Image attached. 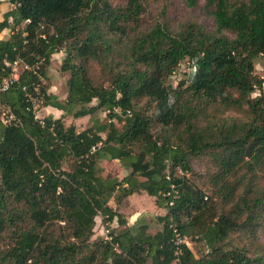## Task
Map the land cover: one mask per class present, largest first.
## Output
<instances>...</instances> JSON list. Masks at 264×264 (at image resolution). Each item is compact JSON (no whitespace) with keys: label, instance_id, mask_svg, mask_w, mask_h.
Returning <instances> with one entry per match:
<instances>
[{"label":"trees","instance_id":"1","mask_svg":"<svg viewBox=\"0 0 264 264\" xmlns=\"http://www.w3.org/2000/svg\"><path fill=\"white\" fill-rule=\"evenodd\" d=\"M205 1L212 29L171 24L170 0H155L151 20L148 0H7L0 80L3 61H20L0 101L20 125L0 123V264H171L173 229L197 245L185 240L177 264H264V76L253 72L264 56V0ZM60 50L63 103L23 67L38 62L45 77ZM184 59L189 70L172 85ZM35 84L46 105L74 118L103 111L108 122L76 131L37 119L21 91ZM105 157L129 171L101 176ZM141 192L164 211L153 234L119 211ZM96 216L121 229L92 237Z\"/></svg>","mask_w":264,"mask_h":264},{"label":"rangeland","instance_id":"2","mask_svg":"<svg viewBox=\"0 0 264 264\" xmlns=\"http://www.w3.org/2000/svg\"><path fill=\"white\" fill-rule=\"evenodd\" d=\"M157 2L155 0H148L147 5V15L144 16L146 20H151L156 17L157 13ZM6 7H9L7 0H1L0 3V14L5 10ZM212 6H207L205 0H194L192 5L187 4V0H170V8L166 14V18L171 24L185 19H193L197 23L203 25L207 29L213 28L212 21ZM157 19V18H155ZM9 34L8 30L0 32V36L6 38ZM63 50L57 51L50 55L49 64L45 69L46 76L42 77V85L46 86V94L53 95L57 102L63 103L66 95V73H61L59 71L60 61L63 57ZM190 63L188 60H182L178 66L175 68L174 72L169 76L168 82L172 85H175L179 80L185 78L186 73L189 70ZM253 72L257 76H264V56H257L253 60ZM91 73L94 76H97V68L95 65L91 66ZM255 94V93H253ZM252 94V95H253ZM39 117H44L50 115L53 119L60 118L65 126L70 124L74 125L76 131L86 129L88 127L96 128L98 125L107 123V117L105 112L97 111L94 114L83 117L74 118L71 114L64 112L63 110L56 109L51 105H46L44 102L42 107L38 111ZM228 115L237 116L236 113L228 112ZM116 126H119V123L114 121ZM100 135L103 136L104 133L100 132ZM190 168L196 173H202L204 171V162H199L195 159H188ZM97 165L100 170L101 176L111 177L114 179H120L125 175L129 169L123 167L115 159L100 158L97 161ZM62 169H67V164H62ZM110 205H113V202L109 201ZM119 211L122 213L123 218L125 219L128 225H135L133 222L140 224L145 227L146 232L153 234L161 229V223L157 222L154 218L160 216L163 211L156 207L153 203V198L146 195L144 192L139 194L131 195L126 198L121 203V208ZM153 216V217H152ZM100 216L94 218L93 226V236L92 237H101L103 239H108V233L115 234L121 229L120 225H117L115 219L106 224L107 230L104 228V224H101ZM189 248L194 250L197 248V245L194 247V242L190 237H185ZM194 248V249H193ZM147 264H150L147 260ZM171 264H176L173 261Z\"/></svg>","mask_w":264,"mask_h":264},{"label":"built area","instance_id":"3","mask_svg":"<svg viewBox=\"0 0 264 264\" xmlns=\"http://www.w3.org/2000/svg\"><path fill=\"white\" fill-rule=\"evenodd\" d=\"M12 7H14L13 4H12ZM8 21L9 22L11 21L10 18L8 19ZM28 22H29L28 19H24L21 22V25H24ZM19 61H20L19 59H15L11 62L3 61V64L6 68H8V71H7V74L4 77H2V79L0 80V94L8 91L11 88V86L17 81V78L19 75V70H18ZM23 67L26 69H32V72L36 75L38 81H40L41 83L42 77L37 71L38 62H36L31 67H28L26 64H24ZM21 91H23L24 100L27 103L26 109L30 110L33 113L34 117H36L37 119H40L41 117H39L38 111L42 107L43 97L39 93L38 84H35L32 86L31 92L27 91L26 86L23 85L21 86ZM0 123L3 126L20 125L19 118L16 117V115L11 111L10 108L3 105L1 101H0ZM90 150L91 151L94 150V147H91ZM172 231L174 233L173 242L175 245V248H174L175 259L173 260V262L177 264V257L181 253L180 245L185 243V237H180L178 233L175 231V229H173Z\"/></svg>","mask_w":264,"mask_h":264},{"label":"crops","instance_id":"4","mask_svg":"<svg viewBox=\"0 0 264 264\" xmlns=\"http://www.w3.org/2000/svg\"><path fill=\"white\" fill-rule=\"evenodd\" d=\"M7 3H8V2H7ZM7 8H8V7H6L5 10H6ZM3 31H4V30H3ZM0 38H3V37L0 36ZM132 195H135V194H132ZM128 197H129V196H128ZM128 197H127V198H128ZM159 209H160V208H159ZM161 210H162V209H161ZM162 211H163V210H162ZM163 212H164V211H163ZM162 214H163V213H162ZM162 214H161V215H162ZM161 215H160V216H161ZM152 217H153V216H152ZM133 223L136 224L135 222H133ZM127 224H129V223H127Z\"/></svg>","mask_w":264,"mask_h":264}]
</instances>
